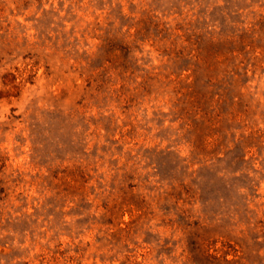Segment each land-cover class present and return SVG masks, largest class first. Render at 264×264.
Here are the masks:
<instances>
[{
  "label": "rangeland",
  "instance_id": "1",
  "mask_svg": "<svg viewBox=\"0 0 264 264\" xmlns=\"http://www.w3.org/2000/svg\"><path fill=\"white\" fill-rule=\"evenodd\" d=\"M0 264H264V0H0Z\"/></svg>",
  "mask_w": 264,
  "mask_h": 264
}]
</instances>
